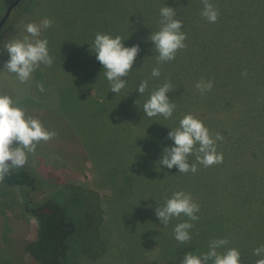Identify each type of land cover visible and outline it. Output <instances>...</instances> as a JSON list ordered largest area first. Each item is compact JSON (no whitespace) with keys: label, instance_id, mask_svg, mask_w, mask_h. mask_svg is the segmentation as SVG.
<instances>
[{"label":"rangeland","instance_id":"374dc122","mask_svg":"<svg viewBox=\"0 0 264 264\" xmlns=\"http://www.w3.org/2000/svg\"><path fill=\"white\" fill-rule=\"evenodd\" d=\"M210 2L219 10L215 23L201 15L202 0H24L16 11L21 9L25 15L15 19L13 11V23L0 36V94L11 95L27 116L39 117L56 135L41 141L36 151L28 154L25 166L34 170L35 189L11 187L0 181V261L15 263L9 243L15 239L32 240L37 235L38 220L29 213L28 204L51 198L65 205L79 224L80 233L72 241L68 264H178L160 254L156 246L165 243L151 238L153 230L146 219L154 211L151 202L164 201L174 191L182 190L177 173L157 165L164 148L173 142L168 138L170 128L176 126L159 116H145L139 110L140 101L167 80L174 85L173 69L188 56L200 59L212 53L207 67L210 71L218 64L217 57L225 68L233 66L237 80H225L221 84L224 86L230 82L254 84V60L264 55V0ZM82 5L84 12L77 10ZM95 5L125 8L143 46L133 64L137 70L124 78L128 82L118 95L110 91L102 65L90 50L89 44L102 32L101 23L91 19L82 25L80 34L72 30L75 17L88 21L87 9ZM166 5L184 21L186 47L177 51L173 61L158 65V54L149 36L159 30L160 9ZM29 8L31 11L25 10ZM4 11L0 0V18ZM47 15L54 21L41 38L49 41L54 63L51 67L41 65L31 81L20 84L5 69L9 54L4 44L23 38L27 23H39ZM67 20L70 25H66ZM144 54L155 59L151 63L143 60ZM251 63L247 75L237 73V65L246 67ZM156 66L161 70L159 81L151 77ZM185 72L180 68L178 78L189 82L183 92L190 90L191 94L195 92L193 80ZM131 76L137 78L138 85L151 80L146 95L129 88L134 82ZM37 82L44 84L43 93L36 87ZM173 93L174 90L168 93L171 100ZM209 97H215L214 92ZM88 189L97 190L103 202L100 228L96 231L89 227L98 222L97 215L91 214L93 205L89 201L92 198L96 205L97 198L91 197ZM11 248L17 252L15 246ZM24 258L28 264H36L28 254Z\"/></svg>","mask_w":264,"mask_h":264},{"label":"trees","instance_id":"16d2710c","mask_svg":"<svg viewBox=\"0 0 264 264\" xmlns=\"http://www.w3.org/2000/svg\"><path fill=\"white\" fill-rule=\"evenodd\" d=\"M15 1L1 0L5 7L4 13ZM23 1L14 8L15 11L13 10L16 13L15 19L22 14L25 15L21 9L16 11ZM95 6L87 9L89 14L85 17L88 21L74 16L76 22L71 24L67 20L66 25L71 24L72 30L80 34L83 24H88L91 19L99 21L103 33L120 35L125 39L126 46L139 44L142 51L139 35L135 33V24L128 19L129 14L125 8ZM83 7L85 5L79 6L77 10L84 12ZM25 10L31 11V8ZM47 18L52 19L50 15H47ZM12 23L13 15L2 28L0 36ZM60 29L58 26V33ZM72 30L69 29V33ZM212 58V53L200 59L191 55L177 62V67L173 69L176 79L172 100L176 107L173 116L167 119L178 127L180 119L191 113L204 121L213 136L217 133L223 136V140L217 142L218 152L223 153L222 163L209 167L198 164V170L194 174L180 173L175 166L167 169L169 172L177 173L181 189L190 192L194 201L200 205L199 220L193 222L194 227L191 229L192 238L186 244L174 239V226L186 217L173 219L167 227L157 218L155 209L159 203L164 202L162 200L151 202L154 211L150 216L147 215L146 219L148 226L153 230L151 238L165 243L162 247L156 246L161 249L160 254L178 264L186 252H205L211 239L224 237L229 241L227 247L240 249L243 264H255L257 257L253 255V250L264 245V55L254 57L257 80L252 85L230 82L221 86L225 80H232V77L237 80V75L233 71V66L225 68L219 57L214 70H208V63ZM154 59L155 57L148 54L143 56V60H149L150 63ZM202 61L204 63H201ZM252 66L253 63L246 67L237 65L239 70L237 73L248 72L247 69ZM180 68L185 69V73L193 80L191 83L195 92L191 94L188 93L190 90L183 92L189 82L179 80ZM132 78L134 82H130L129 88L134 90L138 87V80L135 76H131V80ZM161 79L162 77H159L157 81ZM200 79L213 81V88L203 95L195 87V83ZM148 81L151 80L148 78ZM212 92L215 95L213 98L209 97ZM176 93L179 95L176 96ZM147 99L148 96L140 101V111H143L142 106ZM172 144L173 142H170L168 146ZM194 160V155L189 157L190 162ZM36 181L34 170L24 166L13 170L5 177L3 184L33 190ZM88 190L91 197L94 195L97 198L96 205L93 204L92 198L89 201L93 205L91 214L97 215L98 219L97 224L89 227L96 231L100 228L103 202L97 190ZM27 209L38 220L37 235L32 240L15 239L10 242L11 259L16 264H19L17 259H20V264H28L24 258V255L28 254L36 264H68L72 241L80 233L79 224L68 214V208L48 198L37 204L29 203ZM11 246H15L18 253ZM6 262L0 261V264H7Z\"/></svg>","mask_w":264,"mask_h":264},{"label":"clouds","instance_id":"9594fccd","mask_svg":"<svg viewBox=\"0 0 264 264\" xmlns=\"http://www.w3.org/2000/svg\"><path fill=\"white\" fill-rule=\"evenodd\" d=\"M201 15L209 23H215L219 17V10L210 0H202ZM160 28L153 31L149 40L157 55V64L173 61L178 50L186 47V33L182 27L184 21L176 16V10L164 6L159 13ZM53 24L50 18H43L37 22H29L24 26L26 35L20 39H12L4 44V50L9 54L5 62V69L14 74L20 84L32 79V74L41 65L51 67L54 57L50 54L49 41L41 38L42 33ZM125 39L120 35L98 32L89 44L91 52L102 65L103 74L110 84V91L117 95L126 87L128 74L140 51L139 44L126 46ZM247 75V73H243ZM159 66L153 67L151 77L159 78ZM40 92L45 91L43 83L37 82ZM195 87L203 95L213 88L212 80L200 79ZM148 81L139 83L136 90L145 93ZM173 85L170 80L153 90L149 98L143 103L145 116L152 118L163 116L169 119L175 111V103L168 93ZM116 95V96H117ZM138 103V102H137ZM139 104V103H138ZM140 105V104H139ZM168 138L173 141L172 146L165 147L157 165L172 169L178 168L180 173H196L197 165L209 167L223 162V153L218 152L217 142L223 136L217 133L213 136L204 121L189 113L179 121V126L170 128ZM56 132L44 126L39 117H29L19 103L9 94H0V181L9 176L15 169L23 168L28 162V154L34 153L41 141H49ZM17 146L13 147V144ZM195 160L190 162L189 157ZM200 205L194 201L192 194L185 190L174 191L171 197L164 200L155 209L157 218L167 227L176 218L186 217L173 228L174 239L186 244L192 238L191 229L195 221L199 220ZM226 237L211 239L208 250L202 253L188 251L183 255L180 264H243L242 253L235 247H227ZM253 255L257 257L255 264H264V245L256 247Z\"/></svg>","mask_w":264,"mask_h":264},{"label":"water","instance_id":"95a60500","mask_svg":"<svg viewBox=\"0 0 264 264\" xmlns=\"http://www.w3.org/2000/svg\"><path fill=\"white\" fill-rule=\"evenodd\" d=\"M22 0H16L14 3H12L4 13V15L0 19V32L2 28L5 26L7 23L8 19L11 17L12 11L14 10L15 7L21 2Z\"/></svg>","mask_w":264,"mask_h":264}]
</instances>
